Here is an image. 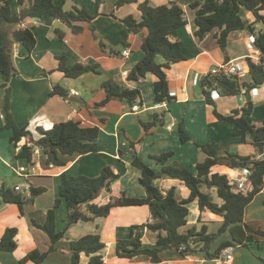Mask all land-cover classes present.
<instances>
[{"label": "crops", "instance_id": "crops-1", "mask_svg": "<svg viewBox=\"0 0 264 264\" xmlns=\"http://www.w3.org/2000/svg\"><path fill=\"white\" fill-rule=\"evenodd\" d=\"M53 1L57 2V0ZM74 1L73 7L82 8L78 0ZM117 1L99 0V3L91 8L84 7L89 12L96 13L90 26V29L94 30L93 33L87 29L90 25L88 22H79L78 24L83 28L79 32H74L68 24L49 14L41 19L26 18L19 24L20 27H29L34 31L37 44L29 54H24V46L13 44V57H15L13 62L18 73L10 78L8 86L11 87V112L16 123L19 126L28 125L36 133L39 127L49 129L62 121L81 119L86 124L100 125L101 133L97 139L98 151L76 154L72 157L62 155L68 159V163L61 166L46 163L47 155L36 145H34L32 161L18 158V152L28 143L29 138L23 137L18 144H15L11 140L14 133L12 128H4L0 131V191L2 193L3 189L14 190L19 187L27 197L22 211L18 204L5 202L2 194L0 195V240L7 228L15 227L18 230L17 248L14 251L0 250V264H20V260L30 251L50 244L48 234L35 226L32 219L39 224L44 223L48 210L54 207L55 199L59 197L58 189L63 173L96 176L101 173L105 165H111L119 177L112 181L109 188L102 191L96 199L98 203L107 202L112 195H119L121 191H126L129 196L145 197L146 189L140 183L141 171L132 165L135 150L131 146V139L138 141L136 151L140 158L155 169L159 167L153 156L168 150H174L172 161L193 169L197 162L206 158V153L197 146L196 142L206 144L217 141L242 155L263 157L258 150L250 149V146H255L248 137L235 134L237 128L235 123L216 118L213 106L206 102L201 80L213 66L234 61L247 70L243 79L249 81L246 58L260 56V50L251 47L249 36L263 31L264 23L255 22V17L243 6L241 16L247 26L229 35L227 49L223 51L214 35L217 30L208 33L202 39L196 36L198 26L195 12L190 7V3L194 0H137L121 6H117ZM144 1H148L153 6L176 1L184 8L187 19L186 24L179 28L178 36L172 38L184 42L183 51L186 55L185 60L172 64L167 70L174 101L162 106H158L155 100L153 85L157 79L155 74L148 73L145 78L137 81L129 80L124 74L125 71L129 73L143 58L144 51L139 45H142V39L147 31H142L144 34L140 36L141 32L131 31L122 19L130 14L141 19L142 11L139 3ZM65 6L67 7V3ZM11 10L19 12L20 6L16 0L11 3ZM56 30L62 31L64 37H60ZM2 44L0 35V47ZM15 49H18V54H15ZM126 49L129 50L127 56L122 54ZM58 55H66L69 58V65L78 61L98 64L99 72L95 74L97 77L91 76L88 72L78 78L64 76L63 72L58 70ZM158 61L165 60L159 56ZM106 80L139 88L142 92V100L135 104H131L127 99L112 100L106 105H98V101L106 96L102 86ZM6 81V77L0 73V127L6 123L4 109ZM81 82L84 84L82 85ZM58 83L68 90V96L74 95L81 101L75 102L68 96L51 94ZM98 85L101 89H97ZM80 88L82 90H79ZM255 88H257L255 93L250 92L251 88L249 91L229 96L221 95L217 90L214 92L216 93L214 98L218 111L230 114L249 100L253 103L263 102L264 84ZM72 91L77 94H72ZM249 94L250 98H248ZM225 99L226 102L222 101ZM85 106L88 110H85ZM134 106L137 108L134 109ZM162 110L167 111L164 115L165 125L157 126L143 137L140 119L149 121L153 112ZM259 119H264V107L254 108L252 115L249 116V120L253 122L261 121ZM181 121L186 134L192 140L187 142L181 140L178 130ZM171 123L174 124L169 128ZM21 167L25 170L22 171ZM214 171L229 173L233 179L235 177L231 172L239 173V169L225 166H217ZM239 178L238 181L243 180L245 185H248L245 176ZM156 183L165 191L176 186V193L180 198L187 197L190 193L189 188L177 179L163 177ZM26 184L43 187L45 190L38 196H30V191L24 189ZM62 206L63 203L59 207ZM59 207L56 208V228L61 231L66 225L68 210L64 211L62 223H59L57 221L60 215ZM189 210L188 223L180 228L181 232L193 225L222 223V216L209 210L201 211L197 202L190 203ZM150 220L151 212L147 204L115 206L108 216L71 224L64 237L57 242V249L40 264H73L69 252L70 241L96 232L101 234L102 241L106 243V248L102 252L103 264H208L200 253L182 255L175 248L162 250L161 260L158 262L152 261L148 254H139L131 258L116 256L113 245L119 238L129 237L133 225H139L135 233L141 235L146 245H156L160 233L143 226ZM244 220L253 228H264V187L246 206ZM237 247L242 251L238 256L234 255V259L228 264H263L258 257H264V237L259 236L250 248ZM243 249L248 251L247 255ZM26 264L34 263L27 261ZM79 264H89V256L82 253Z\"/></svg>", "mask_w": 264, "mask_h": 264}, {"label": "trees", "instance_id": "trees-1", "mask_svg": "<svg viewBox=\"0 0 264 264\" xmlns=\"http://www.w3.org/2000/svg\"><path fill=\"white\" fill-rule=\"evenodd\" d=\"M14 0H0V35L3 44L0 47V73L7 81L4 84V109L6 123L0 127L12 128V142L18 144L23 137H28L17 154L18 158L32 161L34 145L40 147L47 155L48 164L67 165L68 159L76 154H86L98 151L97 139L101 133L100 125H90L81 119H70L59 122L49 129L37 128L33 132L28 125L19 126L11 112V87L9 80L18 73L13 62L14 43L24 46L25 53L29 54L37 44L34 31L29 27H20L26 18L41 19L49 14L68 24L74 32L82 30L79 22L92 23L96 13L89 12L84 7L74 6L66 9L68 0H16L20 6L19 12L11 10ZM137 0H118L117 6ZM246 7L255 17V22L264 23V0H194L190 7L195 12V21L198 26L195 34L204 38L208 33L214 32L215 37L223 51L228 46L229 35L236 30L246 28V22L241 16V8ZM142 18L137 19L132 14L122 21L134 33L147 31L142 39L143 58L135 64L128 73V79L137 81L145 78L148 73L156 75L154 82L155 100L158 103L174 101L171 95L167 70L172 64L186 59L184 42L181 39L173 40L178 36L179 28L186 24L184 8L176 1H170L153 6L148 1L139 3ZM14 26L15 29H12ZM19 26V27H18ZM60 37L64 33L56 30ZM256 47L260 50L258 58L247 57L249 68V81L242 75L206 74L201 83L206 102L213 106V113L218 120L233 122L237 125L235 134L248 137L256 149L263 154L257 158L255 155H242L232 151L217 141L206 144L196 142L197 146L206 153L203 161L197 162L194 168L181 165L172 161L174 150L164 151L154 155L158 169L144 162L136 151L138 141L131 139V146L135 150L132 165L141 171L140 183L146 189L145 197L127 195L121 191L119 195H112L105 203H98L96 199L106 188V183L111 178H118L111 165H105L101 173L96 176L88 175H61L59 184V197L55 199L54 207L47 212L44 223L39 224L34 219L32 223L43 229L50 238L47 247H37L20 260V264L32 261L34 264L42 263L47 256L55 251L57 242L64 237L68 227L78 221H93L98 217L108 216L111 209L122 205L147 204L151 212V220L144 223L152 231L160 234L155 246L146 245L140 234L135 233L139 225H133L131 234L127 238H119L114 246V254L118 257L131 258L139 254H148L152 261L161 260L160 252L166 248H175L182 255L201 253L204 259L213 261L223 249L229 246H244L250 248L259 236L264 237V228H253L244 220L245 208L264 187V120L253 122L249 120L254 109L253 101L249 100L241 107L235 108L230 114H223L216 107L213 90H218L221 95H237L251 88L264 84V30L256 35ZM164 62L158 61V57ZM58 70L69 78H78L83 74L93 71L99 72L96 63L75 62L69 65L66 55H58ZM106 96L98 105H106L112 100L127 99L131 104L142 100L139 88L128 87L125 84L106 80L102 83ZM51 94L68 96V90L61 84H56ZM167 111L152 113V119L140 124L145 128V133L157 126L165 125L164 115ZM178 130L183 142L192 140L185 132L183 122H179ZM217 166L235 169H249L246 180L248 185L240 187L238 182L229 173L214 171ZM168 177L177 179L187 186L190 193L187 197L180 198L176 193V186L163 190L156 183L159 178ZM30 196H38L44 192L43 187L30 185ZM2 196L5 202L16 203L23 211L27 200L21 189H3ZM197 202L201 211L209 210L223 217L219 229L210 231L209 225H193L186 231L180 228L187 225L190 213L189 204ZM62 203L67 206L68 214L63 230L56 228V208ZM17 228H7L0 240V250L14 251ZM162 232H165L163 234ZM227 235L225 238L222 236ZM69 252L72 254L73 264H79L82 253L89 256V264H103V250L106 243L102 241L100 233H88L80 238L70 241ZM264 263V257H258ZM228 264V263H224Z\"/></svg>", "mask_w": 264, "mask_h": 264}, {"label": "built area", "instance_id": "built-area-1", "mask_svg": "<svg viewBox=\"0 0 264 264\" xmlns=\"http://www.w3.org/2000/svg\"><path fill=\"white\" fill-rule=\"evenodd\" d=\"M258 33H253L252 35L249 36L250 38V45L252 48H257L256 47V35ZM15 54H18V49H15ZM123 55L127 56L129 54V50H123L122 52ZM247 70L244 69L242 66L239 65V63H236L234 61H226L220 64H217L215 66H213L206 74H224V75H242L244 76L246 74ZM124 74L126 76H128V72L125 71ZM257 91V88H252L250 90L251 93H255ZM216 90L212 91V95L215 96ZM72 94H77L75 91H72ZM171 95L174 96V93L171 92ZM168 102L164 101L162 103H158V106H162V105H166ZM134 109L137 108V106L133 107ZM174 123H171L168 127L171 128V126ZM21 170L24 171V167H21ZM242 170V177L245 176L247 178V176L250 173V170L245 168V169H241ZM244 179V178H243ZM236 180V179H235ZM238 184L240 187H244L245 186V182L243 180L238 181ZM30 184H26L24 189H29ZM17 189H21L19 187H16ZM0 195H1V191H0ZM234 259V246H229L225 249L222 250V252L220 253V255L218 257H216L213 261L215 264H224V263H229Z\"/></svg>", "mask_w": 264, "mask_h": 264}, {"label": "rangeland", "instance_id": "rangeland-1", "mask_svg": "<svg viewBox=\"0 0 264 264\" xmlns=\"http://www.w3.org/2000/svg\"><path fill=\"white\" fill-rule=\"evenodd\" d=\"M57 2H58V0H57ZM78 2H79V6H82V7H86V8H91L92 6H94L96 3H99V0L97 1V0H85L84 2H81V0H78ZM75 3V1L74 0H68L67 1V7L65 6V8L66 9H71L72 7H73V4ZM138 7V6H137ZM93 14H95V13H93ZM90 25H89V28H87V29H89V31L90 32H92L93 33V31L94 30H91L90 29V26H91V24L92 23H89ZM94 24V23H93ZM139 48L141 49V44L139 45ZM14 59H15V57H13ZM162 59V58H161ZM91 76H94V77H97V76H95V74L96 73H98V72H93V71H90V72H88ZM87 74V73H86ZM81 84L83 85L84 83L83 82H81ZM83 87V86H82ZM67 88H69V87H67ZM83 88H85V87H83ZM97 89H101V86L100 85H98L97 86ZM79 90H82L81 88L79 89ZM242 96H243V94H242ZM103 100V99H102ZM226 100L227 99H225V100H222V101H225L226 102ZM101 101V100H100ZM100 101H98V102H100ZM77 106H80V105H78L77 104ZM97 106V105H96ZM220 106H222V104H220ZM98 107V106H97ZM260 108V109H262L263 107H264V101L263 102H261V103H254V108ZM222 108H224L223 106H222ZM85 110H88L87 109V107L85 106ZM85 112H87V111H85ZM100 120V119H99ZM169 120V119H168ZM259 120H261V119H259ZM264 120V119H263ZM256 122H258V121H256ZM140 126H141V129H142V136L143 135H145L146 133H145V128L140 124ZM161 126V125H160ZM163 127V126H162ZM144 137V136H143ZM250 149L251 150H253V151H257V149L255 148V147H253V146H250ZM146 156L148 157V154L146 153ZM157 165V164H156ZM158 167H159V165H157ZM239 173H237V172H231V174H232V176H234L235 178L234 179H240L239 178V176L241 177L242 175V170H239L238 171ZM28 199H29V197H28ZM30 206H32V203H30ZM61 207H59V209H58V212L60 213V215H59V217H58V219H57V221L59 222V223H62V221L61 220H63L62 219V214L64 213V211L66 210L67 211V206H66V204L65 203H63V206H62V208L60 209ZM65 222H66V220H65ZM220 225L221 224H219V223H216V222H213L212 224H209V229H210V231H214V232H216L218 229H219V227H220ZM49 237V236H48ZM225 237H227V235H224V236H222L221 238L223 239V238H225ZM70 246V245H69ZM241 248H239V247H237V246H234V255L236 256H238V254H240V252L242 251V250H240ZM244 251H245V255H247V253H248V251L247 250H245V249H243ZM64 251H65V249H64ZM70 251V250H69ZM201 254V253H200ZM202 256H203V254H201ZM200 255V256H201ZM70 259L72 260V254L70 253ZM255 261H258L257 259H254ZM260 261H262V260H260ZM260 261H258V262H260ZM261 263V262H260ZM262 263H263V261H262ZM208 264H215L214 263V261H208ZM249 264H251V263H249ZM253 264V263H252ZM255 264H257V263H255ZM264 264V263H263Z\"/></svg>", "mask_w": 264, "mask_h": 264}, {"label": "water", "instance_id": "water-1", "mask_svg": "<svg viewBox=\"0 0 264 264\" xmlns=\"http://www.w3.org/2000/svg\"><path fill=\"white\" fill-rule=\"evenodd\" d=\"M143 32H141L140 33V36H143ZM69 97V99L71 100V101H75V102H80L81 100L78 98V97H76V96H74V95H69L68 96ZM248 98H250V94L248 95ZM114 180V178H111L107 183H106V188H109L110 187V185H111V183H112V181Z\"/></svg>", "mask_w": 264, "mask_h": 264}]
</instances>
